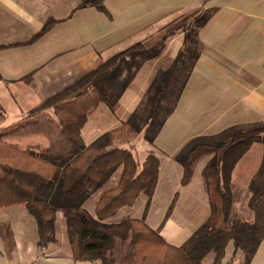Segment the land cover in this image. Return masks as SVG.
Wrapping results in <instances>:
<instances>
[{
	"label": "trees",
	"instance_id": "16d2710c",
	"mask_svg": "<svg viewBox=\"0 0 264 264\" xmlns=\"http://www.w3.org/2000/svg\"><path fill=\"white\" fill-rule=\"evenodd\" d=\"M87 6L110 15L103 0H81L73 10ZM209 15V10L199 6L172 19L43 98L15 121L0 126V209L24 206L35 221L40 249L56 240V217L61 212L74 261L205 264V255L212 252L210 264H221L226 246L232 242L241 253L240 264H249L264 239V126L231 127L215 136L194 137L174 156L182 167L180 184L185 185L192 177L195 162L210 155L201 170L209 213L180 245L167 242L160 234L174 210L178 192L172 196L157 227L145 221L158 179V157L149 152L139 164L131 150L119 141L142 130L146 141H154L199 56L197 33ZM57 20L46 19L24 43L39 38ZM176 34H182L181 45L170 65L159 69L147 86L142 112L135 109L118 126L85 143L81 131L89 111L103 102L113 112L122 91L111 93L101 86L102 79L122 75L123 88L142 64L157 57L167 40ZM14 44H0V49ZM31 76L29 72L21 79L28 80ZM169 91L170 100L165 103ZM30 135L44 136L47 145L21 149L8 141ZM253 141L262 142L263 155L249 183L247 205L253 212V220L248 221L240 213L231 214L230 172ZM118 166L121 171L117 182L99 190ZM97 190L99 194L89 210L84 202ZM142 194L146 201L141 217L110 219L120 209L133 206ZM0 239L4 252L10 255L15 247L14 232L11 224L2 219Z\"/></svg>",
	"mask_w": 264,
	"mask_h": 264
},
{
	"label": "crops",
	"instance_id": "0c3cea01",
	"mask_svg": "<svg viewBox=\"0 0 264 264\" xmlns=\"http://www.w3.org/2000/svg\"><path fill=\"white\" fill-rule=\"evenodd\" d=\"M80 1L0 0V44L16 43L0 49V90L10 82L12 88L5 92L14 93L15 103L16 98L28 100L35 92L51 95L55 89L66 86L107 58L101 54V49L79 51L84 50V43H88L82 39L83 31L96 29V23L100 24L92 20L97 19V12H100L94 6L73 10ZM106 2L105 7L112 17L115 15L114 9L108 4L109 0ZM126 2L129 12L132 5L136 7L138 4L139 8L144 9V21L130 30V35L141 37L140 40L196 7L203 6L210 11L207 21L197 33L199 56L193 63L173 111L163 122L154 141L148 143L145 140L143 145L144 158L141 162L149 152L159 160L158 179L150 198V208L159 183L166 174L164 172L175 164L174 156L190 139L215 136L231 127L264 126V0H124V4ZM79 16L91 19L84 24ZM48 18L58 20L39 38L24 43ZM179 39L182 42V34L169 38L160 56L173 43L180 47ZM130 41L139 40L132 38ZM141 67L136 71L138 74ZM29 72H32L31 78L21 79ZM149 77L150 71L136 89L139 94L146 90L148 84L145 81ZM103 106L95 113L96 116L113 114L106 104ZM120 121L111 128L118 126ZM96 137L85 140L83 136V139L85 143H90ZM38 138L40 144L47 145L45 138ZM262 155V142L253 141L232 167L231 214L241 213L240 208L235 206L240 207L243 201L248 200L249 183L260 166ZM180 174L174 173L179 187L176 190H161L162 197H159L166 210L172 196L178 192L174 210L160 231L162 237L173 245H180L209 213L208 195L203 182L196 183L193 173L189 182L181 185ZM245 219L252 221L253 212L247 213ZM160 221L152 227H157ZM15 243L14 250L17 248L16 238ZM261 251L264 253V239L250 263ZM225 254L230 255L227 261H223L227 264L232 258H241L240 251L234 249L232 242L227 244ZM212 258L204 263L210 264Z\"/></svg>",
	"mask_w": 264,
	"mask_h": 264
},
{
	"label": "rangeland",
	"instance_id": "374dc122",
	"mask_svg": "<svg viewBox=\"0 0 264 264\" xmlns=\"http://www.w3.org/2000/svg\"><path fill=\"white\" fill-rule=\"evenodd\" d=\"M106 1L104 2L103 0V4L107 7ZM108 4L113 7L115 15L111 17L110 15H107L104 12L103 13H101V11L97 12L98 18L97 19L93 18L92 20L95 22L99 21L100 24L96 23V29L83 31L82 39L88 43H84V48H83L84 50H79V51H86V50L93 51L92 49L94 48L98 50L101 49V54L105 57H108L109 55L117 51H121L126 47H128L129 45H131V43L134 42V41H130L132 40V38L133 40L134 38H138V40L141 39V37H136V35L134 36L130 35L132 33L130 32V30L133 27H135L137 24L139 25L141 22L144 21V17L142 16V11L144 9L139 8L137 4L136 7L132 5L129 12V10L127 9L128 3L126 2L124 4V0H109ZM79 17L81 18V22L84 24L86 23L87 20L91 19V18H84L83 16H79ZM127 22H131V23L126 25ZM178 48L179 45H177V43H173L172 45H169L167 49H165L164 53L161 56L159 54L158 58L155 57L153 59L145 61L139 71V74L138 72H136L135 75L123 88H122V82H123L122 75L120 76L114 75L102 79L101 86L106 87L111 93H114L117 90H122V91L116 101L113 114L111 115L103 114L100 116H96L95 113L98 111V109L100 111V109L104 107L103 105L105 104L103 102H100L97 107H94L89 111V113L87 114V120L82 129V134L85 137V140H89L92 136H99V134H101L105 130H108L113 125H116L120 119L121 120L126 119L129 116V114L135 109L141 111L142 106L144 105L145 91H142L139 94V92L136 89L142 84L141 83L142 78H145L147 72L150 71V77L148 81H145L146 84L149 85L154 74L159 69H164L170 65ZM11 85L12 84L10 82L6 83L3 86V88L0 90V126L15 121L18 117L23 115L31 106H33L43 98L47 97L45 95L38 94V92H35L32 94V97L28 99L30 101L26 99L18 100L16 98V103H15L14 102L15 99H13L14 93L12 92L10 93L8 91L5 92L6 90L12 88ZM63 86L59 87L58 89H55L54 92L58 91L60 88H63ZM170 93H171L170 91L167 92V96L164 100L165 103L169 102L171 96ZM126 106H129L128 109L126 108ZM2 111L4 113L1 114ZM143 134L144 132L142 130L135 136H132L128 139L119 140L120 144H123V146L131 150L132 154L136 157L139 164L142 163L141 160H143L144 158L143 145L145 144V138L143 137ZM38 137H41V139L45 138L42 135H30L25 137H16L14 139L11 138L8 141L17 145L19 148L24 149L27 146L42 145L40 144L41 140ZM46 143H48V141ZM209 157L210 155H203L195 162L193 167V173H194V181L196 183L203 182L200 176L201 168L205 165ZM175 161H176L174 162L175 166L173 165L172 167H168V169L164 172L166 174L159 183L158 192H156L155 198H153L151 206L150 208H148L149 210L146 212L147 218L145 215L146 218L145 221L151 227L155 226L161 220L165 211L166 205L159 198L160 196L162 197V192L168 188L172 190H176L179 187L177 184L178 181L175 180L174 178V173L177 172L182 173V167L177 160ZM175 168L177 169V171ZM120 171H121V167L118 166L114 171L111 172L112 174L110 178L99 188V190L114 185L118 180ZM202 184L204 185V183ZM99 190L94 192L91 195V197H89L84 202L85 206L89 210H91L93 203L95 202L99 194ZM145 201H146V196L143 194L140 195L138 201L135 202L136 204L116 212L112 217H110V219L112 218L116 219L119 217L125 218L127 216L141 217L144 209ZM235 208H240L241 210L240 214L243 216V218H246L247 213L251 211L247 205V201H243L240 207L235 206ZM0 219H2L3 221H8L11 224L13 232H15L14 239L16 238L17 241L16 250H14L15 249L14 247L13 251L10 253V255H8L7 253L4 252L3 243L0 239V264H100V262L74 261L71 258L69 252L67 234L65 230L64 218L61 212H58L56 217V224H55L56 240L54 242L48 243L43 249H40L37 246L36 224L32 216L26 211L24 206L13 205V206L1 208ZM212 256L213 253L208 252L204 257L203 262H207L208 260H211ZM224 256L225 257L221 261V263L225 261V259L227 261L230 257L229 254H225ZM240 259L241 258L239 259L232 258L233 264H240ZM223 263L227 264V262H223ZM261 263L264 264V253L262 251L250 264H261Z\"/></svg>",
	"mask_w": 264,
	"mask_h": 264
}]
</instances>
